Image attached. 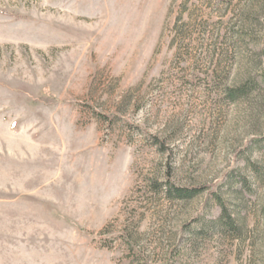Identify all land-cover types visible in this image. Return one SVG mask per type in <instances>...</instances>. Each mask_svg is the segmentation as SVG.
Wrapping results in <instances>:
<instances>
[{"label":"rangeland","instance_id":"obj_1","mask_svg":"<svg viewBox=\"0 0 264 264\" xmlns=\"http://www.w3.org/2000/svg\"><path fill=\"white\" fill-rule=\"evenodd\" d=\"M0 264H264V0H0Z\"/></svg>","mask_w":264,"mask_h":264},{"label":"trees","instance_id":"obj_2","mask_svg":"<svg viewBox=\"0 0 264 264\" xmlns=\"http://www.w3.org/2000/svg\"><path fill=\"white\" fill-rule=\"evenodd\" d=\"M225 55H227V53L225 54V52H224L222 54L223 58L226 57ZM229 58H231V56ZM225 59H227V58H225ZM248 91H249V88H248L247 84H245V85L239 86L237 88L230 89L228 91V96L233 101H236L237 99L241 98L242 95H244ZM168 193H169L170 196L179 198L181 200H186V199H192V198L196 197L197 195H199L200 193H202V190L201 189H197V188H192V189L175 188L172 185H170L169 186ZM228 225L231 228H236L235 222L233 220H230L229 219Z\"/></svg>","mask_w":264,"mask_h":264}]
</instances>
